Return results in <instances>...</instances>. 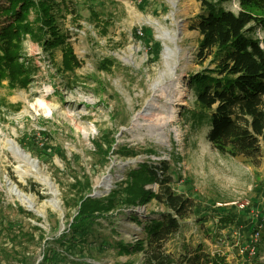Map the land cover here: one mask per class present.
<instances>
[{"label": "rangeland", "instance_id": "obj_1", "mask_svg": "<svg viewBox=\"0 0 264 264\" xmlns=\"http://www.w3.org/2000/svg\"><path fill=\"white\" fill-rule=\"evenodd\" d=\"M210 1L215 8L240 9L238 0ZM52 11L79 62L72 71L63 69L60 47L43 49L28 34L17 41L15 26L1 29L7 22L0 21V264H21L22 256L24 264H37L44 249H65L52 238L76 211L75 178L87 175L89 195L103 197L129 169L163 160L173 191L195 201L164 243L172 259L166 264H189L197 248L205 256H223V264H259L264 140L258 165L219 153L206 140L207 121L191 112L198 106L190 76L212 67L210 58L197 56L199 34L189 28L203 12L200 1L54 0ZM33 15L30 8L29 18ZM178 26L173 41L162 38ZM248 30L264 49V27L251 22ZM164 43L182 55L178 66L165 61ZM106 60L111 64L105 67ZM38 101L54 109L35 110ZM149 107L156 115L143 119L139 113ZM174 109V119L165 123ZM105 137L115 140L106 158L94 145ZM28 139L51 148L37 154L26 148ZM146 187L157 190V183ZM164 209L150 198L97 218L56 264H163L151 250L125 253L117 242L144 237L145 219L159 218ZM255 227H260L256 253L248 257L239 249Z\"/></svg>", "mask_w": 264, "mask_h": 264}, {"label": "trees", "instance_id": "obj_2", "mask_svg": "<svg viewBox=\"0 0 264 264\" xmlns=\"http://www.w3.org/2000/svg\"><path fill=\"white\" fill-rule=\"evenodd\" d=\"M198 1L203 12L197 15L196 21L189 28L196 29L199 34L197 56L201 61L210 58L212 67L190 76L189 87L198 106L197 110H191L192 116L200 122L207 121L206 140L219 153L258 165L261 159V140H264V49L259 40L247 32L251 22L264 27V0H238L240 9L237 12L215 8L210 0ZM53 4L54 0H0V21L7 22L1 29L14 25L17 41L28 34L43 49L60 47L62 67L72 71L79 62L67 41V35L56 24ZM30 8L34 10L31 19ZM104 64L106 67L111 61L106 60ZM114 141L105 137L94 145L106 158ZM24 143L26 148L35 149L37 154H47L51 148L39 147L30 139ZM155 182L157 190L146 187ZM170 182L171 176L165 160L159 166L149 162L139 163L136 168L127 171L124 179L116 181L103 197L89 195L91 183L87 175L83 179L75 178L74 186L80 190L76 211L67 227L58 237L52 238L65 246V249L60 250L62 253L53 247L44 249L42 259L37 264H44L45 261L56 264L61 255L67 256L73 251L76 243L84 238L97 218H105L117 208L145 203L150 198L165 208L160 212V217L145 219L144 237L136 242L119 240L117 244L125 253L151 250L163 264L171 262L172 259L169 260L164 253V243L179 230L181 220L192 213L195 201L189 195L175 193ZM131 214L139 221L134 213ZM223 220L228 221V217ZM39 238L42 239L41 236ZM199 250L197 248V253L188 258L189 264L225 263L223 256H205ZM25 259V256L21 257V264H24ZM259 264H264V259Z\"/></svg>", "mask_w": 264, "mask_h": 264}, {"label": "bare ground", "instance_id": "obj_3", "mask_svg": "<svg viewBox=\"0 0 264 264\" xmlns=\"http://www.w3.org/2000/svg\"><path fill=\"white\" fill-rule=\"evenodd\" d=\"M180 30H181V28L178 26L175 32L167 33V35H165V37H162V38L173 41L174 38L176 37V35L179 34ZM163 45H164L165 50H166V54L164 55L165 61H167V62L170 61L172 63V68L178 66L182 55L172 54L171 49L168 47V45H166V43H164ZM182 93H183V90L179 89L178 99L182 96ZM33 108L35 110H43V111L49 113L54 109V105H52L46 101H38L34 105ZM175 111L176 110L174 109L171 112V115L165 117V121H164L165 123H170L174 119V115L176 114ZM139 114L141 115V117L143 119H149V118L153 117L154 115H156V114H154V109L151 107L147 108V110L143 111L142 113L140 112ZM19 156L22 159H26L27 154H25L24 152H21L19 154Z\"/></svg>", "mask_w": 264, "mask_h": 264}, {"label": "built area", "instance_id": "obj_4", "mask_svg": "<svg viewBox=\"0 0 264 264\" xmlns=\"http://www.w3.org/2000/svg\"><path fill=\"white\" fill-rule=\"evenodd\" d=\"M259 219H264V213L259 217ZM258 226H262V223H259ZM258 227V228H260ZM257 227L253 228V230L250 232L249 237L247 238L245 244L240 247V252L248 257H252L256 253V242L259 238V229Z\"/></svg>", "mask_w": 264, "mask_h": 264}, {"label": "crops", "instance_id": "obj_5", "mask_svg": "<svg viewBox=\"0 0 264 264\" xmlns=\"http://www.w3.org/2000/svg\"><path fill=\"white\" fill-rule=\"evenodd\" d=\"M262 257V256H261Z\"/></svg>", "mask_w": 264, "mask_h": 264}]
</instances>
